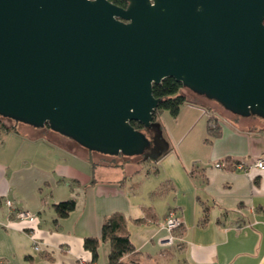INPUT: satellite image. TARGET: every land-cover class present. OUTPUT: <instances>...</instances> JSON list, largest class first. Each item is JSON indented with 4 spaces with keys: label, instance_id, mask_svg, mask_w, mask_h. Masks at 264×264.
<instances>
[{
    "label": "crops",
    "instance_id": "0c3cea01",
    "mask_svg": "<svg viewBox=\"0 0 264 264\" xmlns=\"http://www.w3.org/2000/svg\"><path fill=\"white\" fill-rule=\"evenodd\" d=\"M183 119L176 144L154 156L163 182L135 159L0 116V264H108L110 243L100 229L112 214L123 216L134 247L122 264H264V170L251 166L264 158V119L230 116L196 97L170 125ZM237 162L248 169H235ZM70 198L74 209L58 217L53 204ZM5 199L35 219H15ZM169 210L181 220L170 244ZM87 237L99 239L95 259L83 246Z\"/></svg>",
    "mask_w": 264,
    "mask_h": 264
},
{
    "label": "water",
    "instance_id": "95a60500",
    "mask_svg": "<svg viewBox=\"0 0 264 264\" xmlns=\"http://www.w3.org/2000/svg\"><path fill=\"white\" fill-rule=\"evenodd\" d=\"M126 1L0 0V116L131 156L172 77L264 119V0Z\"/></svg>",
    "mask_w": 264,
    "mask_h": 264
},
{
    "label": "trees",
    "instance_id": "16d2710c",
    "mask_svg": "<svg viewBox=\"0 0 264 264\" xmlns=\"http://www.w3.org/2000/svg\"><path fill=\"white\" fill-rule=\"evenodd\" d=\"M113 3L125 7L126 0H110ZM185 88L181 82L176 81L172 77H166L159 83L152 86V94L154 97L160 99L158 107L156 108L152 120L156 113L161 110H166L171 116L175 117L182 104L187 101L182 89ZM131 124L136 129H141L143 126L137 122L132 121ZM45 127L49 126L45 124ZM219 127L215 124L214 128H208L210 136L216 135L213 130ZM75 207L74 199H66L53 204L54 212L58 217L66 216ZM100 240H108L110 243V250L108 253V264H122L120 258L132 251L134 247L129 240V236L125 230V221L121 214H112L104 218L100 229ZM99 239L95 237H87L84 239L83 246L89 249L92 253V259H95L96 250ZM132 264H136L132 262Z\"/></svg>",
    "mask_w": 264,
    "mask_h": 264
},
{
    "label": "rangeland",
    "instance_id": "374dc122",
    "mask_svg": "<svg viewBox=\"0 0 264 264\" xmlns=\"http://www.w3.org/2000/svg\"><path fill=\"white\" fill-rule=\"evenodd\" d=\"M182 91L185 94L187 100H193L194 97H196L199 100L201 99L202 102H204L205 100L209 99L204 95L192 92L187 88H183ZM198 96H201L202 98ZM210 101L211 103H216L220 107L221 111L226 113L227 115L230 116L236 115L230 112L229 110L225 109L218 102L212 99H210ZM250 116L258 117L255 115H248V117ZM170 121L175 122V120H172V116L168 111L163 110V112L158 113L148 126L140 129L141 133H143L145 137L149 140V145L146 148H144L142 152L138 154L131 156L120 154V157L123 159L126 158L135 159L136 161L139 162L138 164L141 165V169H140L141 171L152 170L151 171L152 179L154 177H157L158 179L159 177L161 180H163V182L166 181V179L162 175L163 169L160 168V165L158 163L157 164L155 163L154 156L158 154L159 150H162L165 147L174 146L176 144V140L179 138V136H181V134L184 132L185 128L187 127L186 119H183L179 124L174 125V127L170 125L171 123ZM179 125H181V127H179ZM185 143L182 144V147H180L181 149L184 147ZM155 167L158 168V172L154 171L156 174H154L153 172V169Z\"/></svg>",
    "mask_w": 264,
    "mask_h": 264
},
{
    "label": "built area",
    "instance_id": "2783aa9c",
    "mask_svg": "<svg viewBox=\"0 0 264 264\" xmlns=\"http://www.w3.org/2000/svg\"><path fill=\"white\" fill-rule=\"evenodd\" d=\"M216 167H221L222 163L221 162H216L215 163ZM235 169H242V170H247L248 167L242 163V162H237L234 165ZM250 166V165H249ZM251 166H255L260 170H264V158L263 157H257L253 160L251 163ZM4 204L8 209V212L10 215H12L15 219L18 220H28V221H33L36 217L34 213H30L26 210L18 208L14 202L10 199H5ZM166 230H168L169 234L165 237V242L170 244L173 241V235L171 234V231L177 227L181 226V220L180 218L175 214L174 210H169L168 213L165 216L164 219V225ZM33 250L38 251L39 250V245L33 243L32 245ZM5 264V263H3Z\"/></svg>",
    "mask_w": 264,
    "mask_h": 264
}]
</instances>
